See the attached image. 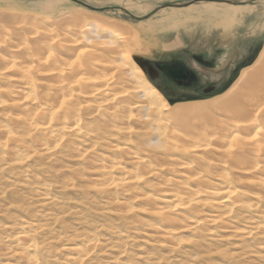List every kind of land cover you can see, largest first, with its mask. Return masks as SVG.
Listing matches in <instances>:
<instances>
[{"label": "bare ground", "instance_id": "bare-ground-1", "mask_svg": "<svg viewBox=\"0 0 264 264\" xmlns=\"http://www.w3.org/2000/svg\"><path fill=\"white\" fill-rule=\"evenodd\" d=\"M66 1L40 0L29 10L15 0H0V112L13 111L7 122H0V154L13 156L7 164L27 171L26 161L49 162L66 145H87L83 152L88 153L114 132L125 145H134L132 151L116 150L131 166L110 160L89 190L110 194L105 203L118 207L116 215L127 220L134 210L126 204L134 197L130 192L156 179L142 201L171 225L168 237L191 225L209 233L206 224L222 227L232 219L239 223L225 225L232 234L263 238L264 44L221 95L170 104L132 58L134 53L148 55L129 36L133 27ZM107 2L144 11L129 0ZM200 26V38L192 32L186 36L196 46L217 37L226 57L235 54L238 33L245 35L243 45L255 34L250 37L246 27L220 21ZM211 169H217L215 176ZM165 170L179 178H157ZM64 183L67 190L73 187ZM241 183L252 191L241 190ZM119 190L128 196L124 201L115 199ZM41 194L45 203L51 201ZM16 241L27 250L39 247L34 230L22 231ZM95 245L92 237L81 249L69 247L74 251L67 258L70 264H83ZM33 258L27 264H35Z\"/></svg>", "mask_w": 264, "mask_h": 264}, {"label": "rangeland", "instance_id": "rangeland-1", "mask_svg": "<svg viewBox=\"0 0 264 264\" xmlns=\"http://www.w3.org/2000/svg\"><path fill=\"white\" fill-rule=\"evenodd\" d=\"M129 1L144 11L127 10L107 0H67L65 3L133 27L129 36L136 38L137 44L144 47L148 55L134 53L132 58L138 65L135 57L143 58L142 66H139L149 80L147 69L153 61L182 60L193 72L191 84L178 85L163 80L159 82L162 87H157L152 82L170 104L208 100L221 95L241 70L255 61L264 44V0ZM15 2L32 10L40 0ZM250 16L252 21L247 20ZM217 21L246 27L249 35L255 34L243 45L245 35L243 31L237 32L239 40L231 57H226L225 47L217 37L212 43L196 46L186 36L192 32L200 38L201 23ZM174 42V47L166 48ZM12 113L10 109L1 110L0 122H7ZM107 136L103 145L88 153L83 152L87 145H66L49 162L26 161L27 171H22L23 166L7 164L12 155L0 154V264H27L30 257H34L35 264H70L67 258L74 251L69 247L81 249L92 237L96 238V245L83 264H120L123 261L126 264H264V248L261 247L264 237L245 238L232 234L225 226L239 224L232 219L222 227L206 224L212 228L209 233L191 225L184 227L187 230L177 229L175 237H168L171 225L162 221L156 210L142 201L144 194L152 193L150 184L156 179L151 178V182L141 183L130 192L134 197L126 204L134 210L127 220L116 215L118 207L105 203L112 197L110 194L101 195L89 189L95 182L92 179L104 172L102 165L105 169L111 164L110 160L118 159L121 165L129 168L131 163L126 155L116 150L132 151L134 145H125L120 134L111 132ZM74 142L80 141L75 139ZM217 172V169H211V175L215 176ZM174 174V171L165 170L157 178H179ZM111 175L118 176L113 172ZM67 180L73 183L69 190L62 187ZM239 188L252 191L250 185L244 183ZM43 192L51 198L49 203L43 200ZM115 192L118 201L128 197L121 190ZM175 216L180 218V215ZM27 230H34L39 242L37 249L27 250L23 243L16 241L17 236ZM171 245H174L173 250Z\"/></svg>", "mask_w": 264, "mask_h": 264}, {"label": "water", "instance_id": "water-1", "mask_svg": "<svg viewBox=\"0 0 264 264\" xmlns=\"http://www.w3.org/2000/svg\"><path fill=\"white\" fill-rule=\"evenodd\" d=\"M136 61L142 66L143 58L136 56ZM157 65L160 72L171 82L178 85H184L190 79L191 69L180 59L170 61H153ZM151 82L155 83L154 79L150 78ZM156 84V83H155ZM157 85V84H156ZM157 87H159L157 85Z\"/></svg>", "mask_w": 264, "mask_h": 264}, {"label": "flooded vegetation", "instance_id": "flooded-vegetation-1", "mask_svg": "<svg viewBox=\"0 0 264 264\" xmlns=\"http://www.w3.org/2000/svg\"><path fill=\"white\" fill-rule=\"evenodd\" d=\"M147 71L149 72V76L150 78L154 79L155 83L158 85V86H161L162 85L160 84L163 80H167L169 81L161 72L160 70L158 69L157 65H155L154 63L148 67ZM192 81H194V78H191L186 82V84H191ZM160 82V83H159ZM170 82V81H169ZM174 83V82H172Z\"/></svg>", "mask_w": 264, "mask_h": 264}]
</instances>
